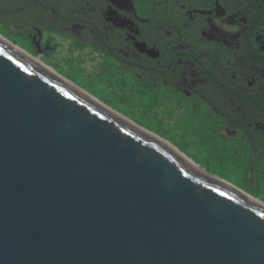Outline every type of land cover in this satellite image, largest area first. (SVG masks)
<instances>
[{
  "label": "water",
  "instance_id": "water-1",
  "mask_svg": "<svg viewBox=\"0 0 264 264\" xmlns=\"http://www.w3.org/2000/svg\"><path fill=\"white\" fill-rule=\"evenodd\" d=\"M34 59L0 38V264H264V203Z\"/></svg>",
  "mask_w": 264,
  "mask_h": 264
},
{
  "label": "flooded vegetation",
  "instance_id": "flooded-vegetation-1",
  "mask_svg": "<svg viewBox=\"0 0 264 264\" xmlns=\"http://www.w3.org/2000/svg\"><path fill=\"white\" fill-rule=\"evenodd\" d=\"M256 4L262 6L260 0H0V24L48 67L69 62L58 58L59 44L67 42L69 63L94 61L107 86H130L152 111L166 106L182 121V137L214 136L216 166L264 203V16L254 13ZM178 128L168 126L167 134Z\"/></svg>",
  "mask_w": 264,
  "mask_h": 264
},
{
  "label": "rangeland",
  "instance_id": "rangeland-1",
  "mask_svg": "<svg viewBox=\"0 0 264 264\" xmlns=\"http://www.w3.org/2000/svg\"><path fill=\"white\" fill-rule=\"evenodd\" d=\"M221 25L224 26V22L221 23ZM226 27H228V32L232 31L231 28L233 27L228 25H226ZM0 32L7 34L6 29L1 24ZM3 36L11 42L15 41L20 43L18 45H26L24 41L18 39L17 37L10 36V38H8L5 35ZM59 45L60 48L58 50V58H67L70 62V54L72 51L69 50V43L61 41V44ZM80 56L79 58L84 57V55ZM76 60L77 64H72L68 62L67 64L65 63L64 65H62L61 68L58 70H56L55 68L53 69L58 74L75 83L81 89L93 95L95 98L103 102L112 110H115V112L120 113L121 115L127 117L129 120L133 121L137 125L148 129L151 132L159 135L163 139L167 140L168 142L176 146L181 152L187 155L196 164H199L200 167L205 168L201 163H198L201 162L203 160L202 157L206 155V150L202 146L203 141L201 137L196 133H190L189 136L182 137L181 127L183 126V123L182 121H179V116L170 117L166 106H158L155 111H146L144 106H147L148 102L145 101L142 104L138 100L135 91L130 86L125 85L123 87H113V85L112 87H109L106 85L107 75L105 73L98 74V69L94 61L85 62L83 60L79 61V59ZM52 62L53 61H46L45 63L50 65ZM171 125L179 127L178 130L175 129L178 133L167 134L168 126ZM161 133L164 134L162 135ZM182 142L186 143L188 146L187 150L185 151L177 146ZM217 176L233 184L229 172L226 173V176L224 177H221L219 175Z\"/></svg>",
  "mask_w": 264,
  "mask_h": 264
},
{
  "label": "trees",
  "instance_id": "trees-1",
  "mask_svg": "<svg viewBox=\"0 0 264 264\" xmlns=\"http://www.w3.org/2000/svg\"><path fill=\"white\" fill-rule=\"evenodd\" d=\"M260 3L262 4V6H258L256 4L255 9H254V13L255 14L258 13L259 18L264 16V0H260ZM0 33L7 36L8 38H10V36H11L10 34H8V32H7L8 35L5 33H2V32H0ZM15 43L20 44L18 42H15ZM141 94L143 97H145L146 94H148V93H147V91H142ZM147 97H148V95L146 96V98ZM144 107H145L146 111H151V109H152V106L149 104V102H148L147 106H144ZM161 134L163 135L164 133H161ZM201 139L203 141L202 146L206 150V155L204 157H202L203 160L201 162H198V163H201L210 172H213V173L220 175V176H223V177L226 176V173H228V171L219 169L215 163V158H216V155H215V145L216 144L215 143L217 142L216 138L212 135L208 136L204 132V133H202ZM177 146L180 147L181 149H183L184 151L187 150V148H188L187 144L184 142L178 144Z\"/></svg>",
  "mask_w": 264,
  "mask_h": 264
},
{
  "label": "bare ground",
  "instance_id": "bare-ground-1",
  "mask_svg": "<svg viewBox=\"0 0 264 264\" xmlns=\"http://www.w3.org/2000/svg\"><path fill=\"white\" fill-rule=\"evenodd\" d=\"M0 38L1 39H4V37H2L1 35H0ZM27 56H29L28 54H26ZM30 57V56H29ZM35 61H37L38 63H40V64H43L44 66H47V65H45L42 61H40L39 59H34ZM51 71H52V69H51ZM74 87H76L75 85H74ZM78 90H80L81 92H84L81 88H78V87H76ZM85 93V92H84ZM86 94V93H85ZM94 100L95 101H97L98 102V104H100L101 106H103L104 108H106V109H109L111 112H113L114 114H116V115H118L119 117H122V118H124L121 114H119V113H117V112H115L114 110H112L111 108H109L108 106H106L105 104H103L101 101H99L98 99H95L94 98ZM148 134H150V135H153L151 132H149V131H146ZM154 136V135H153ZM162 141V140H161ZM163 143H165L168 147H170V148H172V150L188 165V166H190L192 169H194V170H196V171H198V172H201V173H206L205 172V170L202 168V167H200L198 164H196L193 160H191L187 155H185L183 152H181V151H179V150H177L176 148H174L172 145H170L168 142H166V141H163Z\"/></svg>",
  "mask_w": 264,
  "mask_h": 264
}]
</instances>
